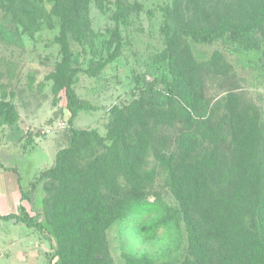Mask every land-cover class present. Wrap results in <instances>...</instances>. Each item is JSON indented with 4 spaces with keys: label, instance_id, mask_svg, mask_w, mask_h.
I'll list each match as a JSON object with an SVG mask.
<instances>
[{
    "label": "rangeland",
    "instance_id": "374dc122",
    "mask_svg": "<svg viewBox=\"0 0 264 264\" xmlns=\"http://www.w3.org/2000/svg\"><path fill=\"white\" fill-rule=\"evenodd\" d=\"M113 1L105 0L102 12L95 0H25L12 7L10 18L1 15L0 7V98L6 93L7 99L16 104L19 114L16 131L23 133L21 143L26 139L30 141L28 144L6 142L8 129L0 125V162L17 169L21 186L27 190L40 171L56 166L59 152L71 147V126L78 130V149L64 155L62 175L57 173L44 179L37 191L38 200H46V209L39 219H50L63 240L71 236L67 234L71 230L67 217L73 215L59 203L63 200L62 182L65 180L62 177L70 175L75 181H115L109 178L114 171L113 144L96 137L94 131L102 137L125 131V142L129 143L133 140L135 124L141 120L157 122L164 137L161 142L167 141L158 149L167 155L173 152L171 140L175 128L163 123L169 122L165 116L170 117V114L159 116L148 111L149 103L165 89L164 82L156 77L152 57L157 52L164 54L166 44L161 26L166 21L172 29L180 76L185 82L191 78L194 85L202 79L205 91L198 85L195 89L207 95L210 106L228 92L257 107L264 105V19L259 17L253 23L255 47L233 42L227 34L212 42L200 41L195 38L196 32L207 22V25L216 23L225 12H229L233 21L241 17L243 23L250 24L244 20L247 9L239 11L222 6L208 16H198L197 5H202L204 0H124L126 12L139 13V20L130 28L123 26L124 48L119 59L112 62L111 68L94 74L107 54L100 46L96 49L98 52H91L90 45L85 43L86 35L97 32L105 36L116 26ZM251 10L249 8V12ZM258 10L264 15V8ZM132 70L140 81H130ZM209 71H217L212 82ZM68 85L79 107L72 125L67 106ZM84 101L94 107L86 110L82 105ZM134 107H140L142 112L136 113L138 115L129 122V112L134 111ZM145 114L148 116L144 117ZM59 123L62 126H58ZM47 127L52 128L50 133H46ZM151 151L141 152L145 157L141 177L144 181H157L150 200L158 196V212L154 210L147 216L144 210L139 212L135 208L124 219L109 223L100 249L104 264H140L144 261L142 257L154 264L187 262L189 241L180 205L164 183L167 181L165 169ZM152 167L159 172L146 176L145 172H150ZM126 179L119 175L116 183L125 184ZM26 204L31 213L40 211L36 205ZM164 210L174 217L171 224L160 228L152 238L148 232H140L143 225L149 226ZM49 239L54 245L48 255L50 258L57 242L53 236ZM58 258L53 260L52 256V263ZM62 264L67 262L64 260Z\"/></svg>",
    "mask_w": 264,
    "mask_h": 264
},
{
    "label": "trees",
    "instance_id": "16d2710c",
    "mask_svg": "<svg viewBox=\"0 0 264 264\" xmlns=\"http://www.w3.org/2000/svg\"><path fill=\"white\" fill-rule=\"evenodd\" d=\"M104 1L95 0L102 12L105 11ZM24 2L0 0L1 15L10 18L12 7ZM113 4L116 26L105 36L97 32L86 35L85 43L90 45L91 52H98L96 49L100 46L102 52L105 50L107 54V59L96 67L94 74L111 68L112 62L119 59L124 48L123 26L130 28L140 17L139 13L132 15L126 12L124 0H114ZM222 6L238 8L239 11L247 9L244 20L250 24L243 23L241 17L233 21L229 12H225L216 23L207 25V22L204 28L194 33L195 38L212 42L227 34V38L233 42L248 48L255 47L253 23L259 17L260 20L264 19L258 10L264 8V0H204L202 5H197L199 10H196V14L205 17ZM151 11L149 9V15ZM161 31L166 48L163 55L157 52L152 59L156 77L164 82L165 89L149 103L148 111L159 116L170 114V117L165 116L169 122L163 123L175 128L171 140L173 152L167 155L158 149L167 141L161 142L164 137L157 122L141 120L135 124L133 140L129 143L125 142V131H115L106 137L94 131L96 137L113 144L111 155L114 171L109 178L115 181H75L70 175H66V179L62 177L65 180L62 182L63 193H60L63 200L59 203L63 204L67 213L73 215L67 217L71 226L67 234L71 236L63 240L50 219H39L46 209V200L40 202L37 191L44 179L57 173L62 175L65 169L64 155L78 149V130L72 122L79 107L69 84L67 106L71 112V147L58 153L56 166L40 171L31 181L30 188L22 190V200H28L40 211L31 213L20 206L18 214L0 215L5 220L15 219L47 233L49 237L53 236L57 242L53 260L59 257L54 264H62L64 260L67 264H104L100 249L104 245V229L109 223L124 219L135 208L139 212L144 210L147 216H151L154 210L158 212V196L150 200L157 181H144L141 177L145 167V157L141 152L147 149L152 150L151 154L161 162L167 177L164 183L179 202L189 241L186 264H264V105L257 107L228 92L210 106L207 95L195 89L198 85L199 89L205 91L202 79L194 85L191 78L185 82L179 74L177 50L168 21L161 26ZM216 73L209 71L211 82ZM129 77L131 82L138 80L133 70ZM82 105L86 110L94 107L88 101ZM134 108L129 112V122L142 112L140 107ZM198 116L202 118H196ZM18 121L16 104L3 93L0 98V125L6 129L7 126H17ZM29 142L26 139L22 144ZM157 171L158 168L152 167L145 175H157ZM119 175L127 178L125 184L120 181L116 183ZM164 211L149 226L143 225L140 232H148L149 238H152L160 228L171 224L174 217ZM141 260L144 261L140 264H154L146 257Z\"/></svg>",
    "mask_w": 264,
    "mask_h": 264
},
{
    "label": "crops",
    "instance_id": "0c3cea01",
    "mask_svg": "<svg viewBox=\"0 0 264 264\" xmlns=\"http://www.w3.org/2000/svg\"><path fill=\"white\" fill-rule=\"evenodd\" d=\"M6 128L8 130L5 141L22 144L23 133H18L16 126ZM22 190L21 176L17 169L2 164L0 215L18 214L20 206L30 211L26 204L30 202L22 200ZM48 236L45 232L28 227L15 219L5 220L0 217V264H54L51 260L53 255L50 258L48 256L51 248L54 247Z\"/></svg>",
    "mask_w": 264,
    "mask_h": 264
},
{
    "label": "built area",
    "instance_id": "2783aa9c",
    "mask_svg": "<svg viewBox=\"0 0 264 264\" xmlns=\"http://www.w3.org/2000/svg\"><path fill=\"white\" fill-rule=\"evenodd\" d=\"M58 126H62V123H59ZM46 133H50L52 131L51 127L45 128Z\"/></svg>",
    "mask_w": 264,
    "mask_h": 264
}]
</instances>
